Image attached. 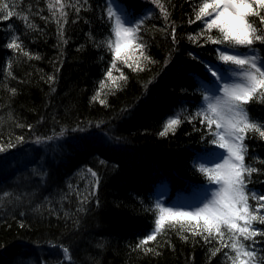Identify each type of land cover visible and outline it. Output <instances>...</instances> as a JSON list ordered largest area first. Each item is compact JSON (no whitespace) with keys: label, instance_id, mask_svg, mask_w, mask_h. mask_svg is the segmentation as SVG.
<instances>
[{"label":"trees","instance_id":"16d2710c","mask_svg":"<svg viewBox=\"0 0 264 264\" xmlns=\"http://www.w3.org/2000/svg\"><path fill=\"white\" fill-rule=\"evenodd\" d=\"M121 1L143 7L140 0ZM5 2L18 15L0 23V146L24 140L0 152V264H66L53 245L69 247L73 264H233L224 255L235 257L230 248L213 256L221 247L215 240L205 243L190 233L183 240L173 229L146 245L153 251L136 248L154 229V214L146 209L156 203V189L167 188L169 207L180 199L175 194L185 193L187 200L208 182L193 166L213 147L198 119L159 135L166 118L193 116L201 105L199 87L210 74L189 53L216 63L217 46L188 40L202 27L188 24V0H171L167 25L159 11L146 17L141 35L154 63L144 62L145 69L136 72L122 65L127 81L119 89L105 82L112 55L103 0H80L79 13L66 8L63 36L47 8L50 0ZM13 36L33 58L6 47ZM256 47L264 56V45ZM98 90L106 105L91 100ZM247 111L253 122H264L259 98ZM246 136V163L260 169L251 176L249 195H264V140L258 133ZM88 169L98 174L99 185L85 200L95 183ZM29 171L34 178H26ZM249 203L254 210L255 202ZM256 239L257 255L264 256V237Z\"/></svg>","mask_w":264,"mask_h":264},{"label":"snow or ice","instance_id":"6c2138e0","mask_svg":"<svg viewBox=\"0 0 264 264\" xmlns=\"http://www.w3.org/2000/svg\"><path fill=\"white\" fill-rule=\"evenodd\" d=\"M150 2L159 9V15L167 25L170 18L168 4L171 0ZM79 3L80 0H76V4L70 0L48 2L47 8L56 19L61 36L63 25L60 24V19L66 20L68 15L66 8H73L79 13L82 9V5L77 7ZM188 3L192 9L188 24L200 22L202 25L198 33L188 35V40L201 47L203 46L200 44L201 39L204 44L217 46L215 48L217 63L200 60L194 53H189V56L199 60L205 71L210 74L208 80L211 89L202 86V106L195 115L182 119L181 112L169 117L159 135L174 133L185 119L188 122L198 119L199 123L205 126V136L212 137L208 143L214 147L207 149L205 162L194 161L193 166L207 178L210 187L208 195L200 204L192 205L191 210L182 206L165 207L159 200L154 206L147 208L146 211L154 214V229L151 234L139 241L136 248L145 253L153 251L146 245L155 241L158 234L173 229L178 231L183 240L189 239L184 233H190L193 238L200 236L205 243L215 240L221 247L212 252L213 256L223 248H230L235 252V257L229 256L228 252H224V255L233 260V264H264V256H258L255 248L258 243L256 238L264 237V230L255 227L257 223L264 225V214H261L264 212V195L252 193L250 196L248 189L252 174L260 172V169L246 163L248 149L245 143L248 132L258 133L259 138L264 140V122H253L247 111V106L257 98L260 103H264V56L256 47L257 44L264 45V0H188ZM9 9V3L0 0V23L18 15ZM151 14L150 12L147 15ZM107 17L109 36L115 37V44L113 46L111 39L106 42L111 51L112 63L104 75L111 82L112 88L119 89L122 86L120 82H126L127 76L122 71L119 77L112 75L114 69L119 71L116 68L117 60L122 61L134 72L143 71L144 62L154 61L147 54L148 46L141 35L146 23L145 16L132 17L130 12L114 10L113 5L108 4ZM22 19L27 22L29 16L25 15ZM26 26L32 27L31 24ZM170 27L172 42L177 44L179 41L176 26L172 24ZM9 28L14 29V26L9 25ZM163 31L167 34L168 27L166 26ZM19 39L18 36H13L6 47L21 52L30 59L33 58L24 51L22 43H18ZM130 60L132 63H129ZM10 68L11 62L9 75ZM48 80L52 82L55 77L50 76ZM100 83L103 87L104 81ZM15 92L16 89H11L13 95ZM91 100L106 105V100L100 99L99 90ZM28 128L31 129L32 125H28ZM45 139L50 140L52 137ZM23 140V137H17L16 143H22ZM36 142H41V138L37 137ZM16 143H9L7 147L0 146V152L16 147ZM88 172L95 183L91 185V191L84 197L85 200L95 194L99 185L98 174L92 169H88ZM9 195L7 192L3 193L4 197ZM250 200L255 202L254 210L249 203ZM245 241H250L247 247ZM53 247L61 248L66 264H73L69 247L63 245Z\"/></svg>","mask_w":264,"mask_h":264},{"label":"rangeland","instance_id":"374dc122","mask_svg":"<svg viewBox=\"0 0 264 264\" xmlns=\"http://www.w3.org/2000/svg\"><path fill=\"white\" fill-rule=\"evenodd\" d=\"M141 3L143 4V7L140 8L139 10H135L133 6H131L130 4L129 5H124L123 1L121 0H103V3H104V6H105V14L107 16V5L108 4H112L113 7H114V10H121V11H127V12H130L131 13V16L132 17H140V16H145L146 17H151L153 14L151 15H147L148 13H154L156 11H159V9H156L155 5H153L150 0H140ZM108 18V17H107ZM109 39L112 40V43H113V46L115 44V37L112 36V37H109ZM215 61H216V58H215ZM112 63V62H111ZM129 63H132V61L130 60ZM217 63V61H216ZM125 66L122 61L120 60H117L116 61V68L119 69V71H117L116 69L113 70V73L112 75L115 76V77H119L120 75V72H121V67ZM106 84L108 85H111V82L106 78ZM204 86V84H203ZM199 89L202 91V87H199ZM211 89V87H209V90ZM202 106V102H201V105L196 109L198 110L200 107ZM186 110V109H185ZM196 113V111H195ZM167 121V118L165 119V122ZM214 147V146H213ZM207 159L206 156L202 155V157H199V160L198 162L201 163V162H205ZM219 162V161H218ZM210 166V165H208ZM210 185H206L204 190H200V194H201V197H200V201H202L207 195H208V189H209ZM165 189H156V192H155V195L158 196L157 197V200H159L165 207H167L168 205L166 204V200L165 198L163 197L164 195V191ZM198 202V199L195 200L194 203ZM193 203V204H194ZM200 204L199 203H196L195 205H198ZM169 206H173V205H169ZM179 206H182V207H185L187 208L188 210H191L190 208V205H179Z\"/></svg>","mask_w":264,"mask_h":264},{"label":"bare ground","instance_id":"6f19581e","mask_svg":"<svg viewBox=\"0 0 264 264\" xmlns=\"http://www.w3.org/2000/svg\"><path fill=\"white\" fill-rule=\"evenodd\" d=\"M10 163V162H9ZM26 178H34L33 172L29 171V173H26Z\"/></svg>","mask_w":264,"mask_h":264}]
</instances>
